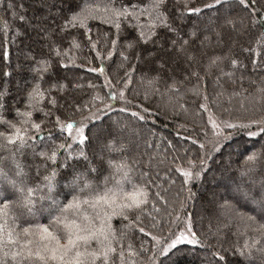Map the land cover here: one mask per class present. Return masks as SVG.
Instances as JSON below:
<instances>
[{
  "label": "snow or ice",
  "instance_id": "6c2138e0",
  "mask_svg": "<svg viewBox=\"0 0 264 264\" xmlns=\"http://www.w3.org/2000/svg\"><path fill=\"white\" fill-rule=\"evenodd\" d=\"M60 2L67 8L63 22L59 25L60 33L69 32L71 29H83L82 34L87 38L93 51H96L99 40H93L90 35L92 29L88 26L89 21L99 20L115 29L111 34L112 38L108 41L109 50L103 59H110L116 52L122 25L135 30V34L124 42L122 50L119 51L121 60L119 67L129 65V70L125 72L127 77L125 85L131 83V72L136 70L135 64L142 65L146 74L155 72L148 82L158 83L161 74L171 68L161 52L172 53L176 62L182 59L189 66L191 70L185 79L196 78L193 94H197L204 76L211 75L213 68L218 69L216 82L219 83L220 77H228L231 80L235 76V70L243 67L238 59L227 54L208 56L206 52L208 48L223 43L222 29L237 30L235 18L224 17L219 24L213 20V26L209 28L193 27L187 31L182 29V24L187 19L199 18L205 9L219 12V6L227 4L228 0H205L200 5L192 4V0H175L176 4H182V7L176 10V15H171L169 12V0H148L146 4L133 2L119 6L116 5L115 0H108L102 6L90 3L89 0H60ZM236 2L241 9L248 11L249 22L253 27L257 24L264 27V16H260L255 9L257 0H236ZM9 7L12 5L10 4ZM18 18L21 21L26 19L23 15ZM5 28L7 29V25ZM45 35L50 39V34ZM104 35L107 39L108 33ZM149 45L152 47L149 48ZM69 48H80L74 35L69 40ZM49 51L61 58L57 61L61 67H68L63 62V56L67 53L62 52L55 41L49 45ZM245 51L250 50L245 49ZM251 51L255 58L261 56L258 49ZM96 55L101 57L99 51H96ZM2 56L7 61L9 52L5 50ZM202 56H207V62L202 65L204 76H201L199 71ZM32 59L34 65L31 71L34 77L25 94L24 110L9 105L6 99L10 95L7 86L0 88V126L5 128V131H0V139L4 146H15L7 167L3 160H0V264H9L10 261L11 264H25V262L27 264H136L135 259L126 261L125 252L128 257H135L139 253L131 240L125 246L124 240L128 237V232L125 230L136 226L140 233L145 236L150 235L143 227H139L142 223L140 213L148 204L149 192L140 186L135 187L131 192L124 190L123 183L128 179L130 171L126 162L114 163L111 159L105 160L103 152L89 156L86 149L91 143L92 131L89 129L86 134L85 129L88 128L89 123L101 119L99 113L104 109L94 104L88 105V107H96V111L90 112V115L83 117L79 122L67 117L62 119L61 116L56 115L58 102L53 92H62L67 85L56 80L45 81V75L49 74L52 68L51 57L38 59L32 57ZM226 59L230 65L227 71L222 66ZM132 61H135V64H132ZM252 62L255 65L257 61L253 59ZM88 71L104 74L103 68H89ZM10 75L8 71L3 73L4 77ZM108 83L111 84V81ZM177 83L179 82L172 78L168 87L179 91ZM232 83L235 81L232 80ZM259 91L264 93V88ZM119 95L124 99L123 91ZM235 95L239 93L233 92L229 100ZM203 99L207 101L208 97L205 95ZM96 100L104 103L103 98L98 95L92 97V101ZM49 105L50 107H47ZM84 107L85 105L74 106V110L82 111ZM110 107V104L104 105V108ZM200 107L209 113L208 124L211 125L212 139L208 145L199 144L202 155L198 157V162L189 159L186 163L176 166L175 170L183 178L184 184L190 183L193 179L202 180L209 172L210 161L222 152L232 138V132L225 130L242 129L247 137L264 140V116L259 119H249L247 122H233L214 117L207 104L202 103ZM7 112H12V119L5 115ZM36 112H39L44 119L39 122L34 120L33 114ZM131 115L144 119L137 112H132ZM49 118L56 135L54 136L53 130L49 129L46 137L41 136L42 124ZM93 127L96 125L93 124ZM45 140L47 145L39 147L40 144L45 143ZM193 143L195 144L196 141L194 140ZM73 145L76 147L74 148ZM105 147L109 152H121L125 148L123 144L117 147L113 137L106 141ZM24 149L31 150V161L25 162L17 158L16 153L23 155ZM261 149L262 151H253L246 156L244 167L238 170L237 175L230 178L232 195L223 199L219 205L227 214V218H235L255 225L251 230L259 232L260 236L251 237V243L249 239H245L242 245L237 242L231 249L213 251L211 255L215 259L210 264H252L254 252L260 255V264H264V247H259L261 237H264V222H261L264 221V144L261 145ZM74 161L83 162L82 167H77ZM105 163L109 169H114V172L104 175ZM257 171L261 173L260 179L256 178ZM117 174H120L119 178ZM60 188L66 190L63 201L59 199ZM11 204L16 206L18 214H10ZM249 206H251L250 210L255 211L260 217V221L256 216L240 211ZM44 213L48 215L46 224H33L27 220L28 217H36ZM21 217L25 218L27 227H22L18 223ZM114 218L120 219L122 230L113 226ZM125 221L127 223H124ZM249 226L246 223L242 235H247ZM151 239L164 256L173 250L180 251L178 247L180 245L205 247L190 221L178 235L173 234L163 240L159 236L152 235ZM227 254L237 259L233 262L227 258Z\"/></svg>",
  "mask_w": 264,
  "mask_h": 264
},
{
  "label": "trees",
  "instance_id": "16d2710c",
  "mask_svg": "<svg viewBox=\"0 0 264 264\" xmlns=\"http://www.w3.org/2000/svg\"><path fill=\"white\" fill-rule=\"evenodd\" d=\"M89 2L102 6L108 0H89ZM133 2L146 4L148 0H115L117 6ZM204 2L205 0H192V4L195 5ZM10 4L12 7H9ZM181 7L182 4L169 0L171 15H176V10ZM255 9L260 16H264V0H257ZM66 11L67 8L60 0H2L0 88L7 86L10 95L6 99L9 105L24 110L25 94L34 77L31 71L34 65L32 57L37 59L51 57L52 68L50 73L45 75V81L56 80L67 85L64 91L53 92L58 102L56 115L61 116L62 119L67 117L79 122L83 117L90 115V112L96 111V107H88V105L94 104L104 109L102 113L100 112L101 119L89 123L88 128L85 129L86 134L89 129L92 131L91 143L86 151L90 157L94 153L103 152L105 160L111 159L114 163L126 162L130 171L128 179L123 183L124 190L131 192L135 187L140 186L149 192L148 204L140 213L142 223L139 227H143L150 235L145 236L140 233L136 226L125 230L128 232V237L124 240L125 246L131 240L139 253L135 257H128L125 252L126 261L135 259L136 264H210L215 259L211 255L213 251L231 249L237 242L242 245L245 239H249L251 243V237L260 236L259 232L251 230L255 225H251V222L227 218V214L219 205L223 199L232 195L230 178L237 175L238 170L244 167L248 154L262 151L261 145L264 144V140L249 138L242 129L225 130L232 132V138L222 152L210 161V170L202 180L193 179L190 183L184 184L183 178L175 168L189 159L198 162V157L202 155L199 144L208 145L212 139L211 125L208 124L209 113L200 107L202 103L207 104L214 117L220 120L247 122L249 119H259L264 116V93L259 91L264 88V27L259 24L253 27L249 22L248 11L241 9L236 0H228L227 4L219 6V12L205 9L199 18L191 17L184 21L182 29L187 31L193 27L209 28L213 26V20L219 24L224 17L235 18L237 30L222 29L223 43L208 48L206 52L208 56L227 54L238 59L243 65L235 70V76L231 80L228 77H220L217 83L218 69L213 68L211 75L204 76L202 65L207 62V56H202L199 71L204 79L197 94H193L196 78L185 79L191 69L182 59L176 62L172 53L161 52L171 68L161 74L158 83L148 82L155 72L146 74L142 65L132 61L136 70L131 72V83L125 85L127 79L125 72L129 70V65L119 67L121 63L119 51L122 50L124 42L135 34V30L122 25L116 52L110 59H103L109 50L108 41L112 38L111 34L115 29L99 20L89 21L88 26L92 29L90 35L93 40H99L96 51L101 53V57H97L96 51L91 50L87 38L82 34L83 29H71L69 32L60 33L59 25L62 24ZM21 15L26 18L25 21L19 20L18 17ZM46 33L50 34V39L46 38ZM105 33H108L107 39ZM73 35L80 48H69V40ZM52 41H55L62 52L66 51L63 62L68 65L67 68L57 63L60 57L50 53L49 45ZM254 49L261 52L259 58L254 57L251 51ZM5 50L9 52L7 61L2 56ZM253 59L257 61L255 65ZM222 66L225 71L229 70L227 59ZM89 68H103L104 74L88 71ZM5 71L10 72L11 75L4 77ZM172 78L179 82L177 83L179 91L168 87ZM232 80L235 83H232ZM108 81H111V84ZM111 85L124 92V99L119 101L114 109L107 110L104 105L112 101ZM233 92L239 95L232 96L229 100ZM97 95L103 98V104L100 100L92 101V97ZM205 95L208 97L207 101L203 99ZM80 105L85 107L82 111H75L74 106ZM132 112H137L144 119L132 116ZM5 115L9 119L13 118L12 112H7ZM33 119L39 122L44 118L36 112L33 114ZM93 124L96 127H93ZM42 128L41 136L46 137L49 129L53 130L54 136L56 135L51 118L42 124ZM0 131H5V128L0 126ZM110 137L115 139L117 147L123 144L124 151L109 152L105 144ZM46 145L47 140L39 147ZM14 147L4 146L0 139V160H3L6 167ZM73 147L75 148L76 145ZM16 156L25 162L32 159L30 149H24L23 155L17 152ZM82 163H77V167H82ZM103 168L104 175L114 172V169H109L106 163ZM9 174L11 175V171ZM119 175L117 174V178ZM256 178H261L259 171L256 173ZM65 191L62 188L58 189L59 199L62 201L65 199ZM250 209L251 206L240 211L256 216L260 221L257 213ZM9 211L10 214H18L14 204L10 205ZM27 220L33 224H46L48 215L38 214L36 217H28ZM189 221L205 247L180 245L178 246L180 251L173 250L167 256L161 255L151 236H159L162 240L170 238ZM18 223L22 227L28 226L23 217ZM112 223L115 228L122 230L119 218H114ZM246 223L250 226L247 228V235H242ZM259 247H264V237H261ZM253 256L252 264H260V255L254 252ZM227 258L233 262L237 259L230 254H227Z\"/></svg>",
  "mask_w": 264,
  "mask_h": 264
},
{
  "label": "rangeland",
  "instance_id": "374dc122",
  "mask_svg": "<svg viewBox=\"0 0 264 264\" xmlns=\"http://www.w3.org/2000/svg\"><path fill=\"white\" fill-rule=\"evenodd\" d=\"M110 92H111V99H112V101H110V105H111V107L110 108H106L107 110L108 109H114L117 105L116 104H118L119 103V101H122V99L120 98V92H121V90H118L117 89V87L115 88L114 86H110ZM115 97L114 99L112 98V97ZM104 111V110H103ZM102 111V112H103ZM101 112V113H102ZM101 113H99V115L101 114ZM78 122V121H77ZM185 229V226H183L176 234L178 235L179 234V232L180 231H182V230H184ZM186 264H190V263H186Z\"/></svg>",
  "mask_w": 264,
  "mask_h": 264
}]
</instances>
